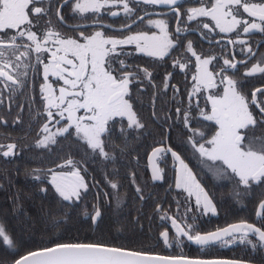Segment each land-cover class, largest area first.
I'll use <instances>...</instances> for the list:
<instances>
[{
    "label": "flooded vegetation",
    "instance_id": "flooded-vegetation-1",
    "mask_svg": "<svg viewBox=\"0 0 264 264\" xmlns=\"http://www.w3.org/2000/svg\"><path fill=\"white\" fill-rule=\"evenodd\" d=\"M75 2L76 0H67V2L66 0H44L42 4L33 5L44 7L46 14L39 16L29 14V18L33 22L31 30L42 38L44 32L51 26L62 34V36L77 38L83 43L84 41L80 37L81 33L84 36H90L97 31L102 32L103 37L106 39H125L126 37L140 33L147 34L148 36L155 33L157 36H160V29L154 24H149L148 21L162 19L167 23L166 31L168 32V38L173 43L167 48L163 56H152L148 55L146 51H138L135 41L117 45L116 54H110L112 59L108 61V65L106 66L110 70H113L114 75L119 77L125 73L134 74L130 78L128 94L125 96V99L132 105V110L136 113L143 127H129L127 116H115L108 121L106 131L101 135V140L104 137V139L110 142L109 152L112 159L108 181L105 184H100L90 172L94 166L89 163V159L86 157L91 154L95 156L100 155V152L99 150L93 151L91 148L86 149L82 147L85 141L76 135L74 127L70 129V134L65 133L64 135L57 136L56 139L63 138L64 140H71L73 144L75 143L79 147L66 148L65 154L67 157L63 162H58L56 166L50 168V179L52 171H55L66 174L67 180L75 181V177L67 174L79 172L80 177L83 178V183L86 185L84 190L102 188L101 186L104 185L111 190H115L111 187L112 183L118 185L116 189H144V185H148L146 181L144 183L145 167L152 179L153 184L150 183V185L158 189L160 202L156 210L158 211L157 219L160 223L159 226L162 228L159 232V238L163 240V243L164 239L160 234L165 231L168 232L169 241L172 236H177V239L181 236L189 243L185 236L177 235V227L186 230L189 225H192L190 233L195 235L197 233L203 234L211 232L230 224L241 223L238 221L227 223V221L235 217L239 219L243 216L245 186L238 184L241 194L239 196V213L229 219L227 213L218 207V196L221 192L219 189L222 185L224 187L226 184H229V180L238 183V178L233 176L230 169L226 177L217 175L219 169L226 166L221 167L218 161H212L207 157H202L189 142V138L192 137L197 147L201 143H205L206 147H210V145L206 144V141L211 139L217 130L215 121L205 120L203 115H201L202 110L208 114L211 113V107L205 101L204 89L200 93L199 91L198 93H194L192 90H194V76H196L198 71V64L199 68L203 70L202 63L197 60V56L201 58V61L213 58L212 49H219L221 59L219 66L214 67L213 59H210L209 64L206 65L207 69L210 73H219L221 68L224 67L225 59L237 64L236 69L229 68L224 72V75L237 81V91L246 96L249 102V110L253 113L257 121V125L254 128H249L248 135L264 136V112L260 111V107H264V92H258L255 98L256 103H252V93L256 89H264V73H255L251 76L245 75L246 71L250 70L258 62L261 67H264V33L258 30H252L250 33L244 34L242 27H238L234 32L222 33L215 26V21L210 16H198L192 21L187 19V9L200 7L211 8L212 0H179L178 7L181 13L179 20L176 13L169 11L166 5L132 4L131 7L135 8L136 11L129 18L123 13L119 5H113L112 3L107 4L99 12L91 10L85 13L74 12L72 9ZM248 2L264 3V0H248ZM57 9H60V13L63 16L62 22L57 16ZM111 12H118L119 14L113 16L110 14ZM239 12L243 18L253 19L247 13H244L242 8L239 9ZM162 13H166V15H161ZM139 17H143V19H138ZM49 21L51 24H49ZM257 22L259 21L257 20ZM204 24H208L209 28H203ZM23 27L27 28L29 26L24 25ZM178 27L181 29L179 33L176 31ZM14 33V29L8 30L7 34L0 33V36L7 40ZM237 38L243 39L247 43L243 45L229 43V40L235 41ZM189 42H191L192 51L196 55H193L192 51H188ZM17 43L31 42L27 41L26 37L23 39L18 37ZM141 44H143V41H141ZM48 47L52 51L55 50L51 44ZM107 47L111 48V45ZM249 47L252 49L251 52L246 51ZM23 51L24 48L21 47L16 51L15 55L12 54V50H8V54L12 58L13 69L16 72L27 73L26 77H20L24 86L12 85L10 81L6 80L4 83H0V145L3 146L0 148V159L12 160L20 157V155H32L36 153L32 147L36 145L37 140L43 135L41 132L42 126L46 122H49L45 108L46 101L43 100L41 93V85L45 83L43 74L44 64L36 63L37 54L34 51L31 52L30 56H20V53ZM121 52L123 53L122 55L119 54ZM16 56H20V59L16 60ZM49 59H51V52H46L41 55V60L44 63H47ZM121 61L124 62L123 65ZM181 64L184 65L183 68L180 67ZM16 65L20 66L19 69H16ZM25 65H28V67H25ZM157 68H162L164 72L162 69ZM142 69H147L151 73V76H146L141 71ZM155 69L159 73H154ZM6 71H9V69H6ZM153 75L159 77H163V75L168 76L167 87L170 84L172 88H175L179 82L177 76H183V79L187 81L186 85L188 84L189 101L193 102L194 105H198V114L196 117L199 120H189L188 126L185 125V120H144V87L150 85L152 82L154 87L157 86L151 79ZM217 78H220L222 81V76L217 75ZM47 83L55 90V95L59 96V88L63 86V81L53 76L50 72ZM223 83L226 84V82ZM257 105L260 107H257ZM51 111L55 113L57 109L53 108ZM78 115H84L83 110ZM66 116L67 113H65ZM58 119L60 117L55 116L49 122L51 132H55L57 127L63 128L67 126L66 119L61 120L60 124L57 125L55 121ZM209 127H213V131L205 133L203 130H207ZM144 129H150V132H144ZM193 131L203 133V138L193 136ZM148 135L158 139L151 150L156 147H163V150L156 159V165L159 169L158 179H153L148 169V156L151 150L146 154L144 162V141L148 140ZM154 135L157 136L155 137ZM179 143L188 146V150L194 157L193 160L187 161L184 159L186 153L179 147ZM9 144L15 145V148L10 155L4 156L3 152L8 151L7 145ZM169 149L179 155L191 171V174L195 177L196 182L199 183L200 187L212 200V204L215 207L214 213L204 211L203 193H200L201 203L197 206V189H192L190 193L184 187H176L178 163L171 156ZM92 160L96 161V159ZM69 161L71 163H68ZM181 174H183V168ZM247 188L250 190V196L254 195L256 191L258 192L259 189L264 188V180L253 181ZM136 194L141 200V216L144 221V200L147 199L140 193ZM248 200L256 205L253 216L256 220L259 219L260 217H257L256 212L260 201L264 200V198H248ZM170 202L173 203L174 207L168 205ZM91 216L90 220L92 222ZM261 218L264 219V216ZM173 220L176 221L175 225L173 224ZM224 239L227 240L229 237Z\"/></svg>",
    "mask_w": 264,
    "mask_h": 264
},
{
    "label": "snow or ice",
    "instance_id": "snow-or-ice-1",
    "mask_svg": "<svg viewBox=\"0 0 264 264\" xmlns=\"http://www.w3.org/2000/svg\"><path fill=\"white\" fill-rule=\"evenodd\" d=\"M44 0H0V33L7 34L8 30H15V33L5 40L0 36V83L10 81L12 85L23 87V81L20 77H26V72H16L13 69L12 58L8 54V50H12L15 55L21 47L24 51L20 56H30L31 52H35L36 63L44 64L45 83L41 85L42 98L46 101L45 108L49 122L55 116L60 119L56 120L57 125L61 120H67V126L57 127L55 132L49 129V122H46L41 132L43 135L37 140V147H48L49 144L56 143V137L70 134V129L75 128L76 135L81 137L93 151L99 150L100 155L107 158L108 153L105 151L101 135L106 131L108 121L115 116H127L129 127L142 128L136 113L132 110V105L125 96L128 94V85L133 73H125L119 77L113 74V70L106 65L112 59L110 54H116L117 45L136 42L138 51H146L148 55L163 56L167 48L172 45V41L168 38L167 23L165 20H149V24H154L161 31V35L157 36L153 33L151 36L140 33L125 39L104 38L102 32H95L90 36H84L80 39L73 37H64L55 28L49 27L43 34L42 38L31 30L32 20L29 18L31 13L34 16L46 14L44 7L33 6L42 4ZM67 2V0H66ZM119 5L123 13L127 17L135 14L136 9L131 7L132 4L140 3L147 5H166L169 11L175 12L179 20L181 13L179 11V0H76L73 4V11L85 13L88 11L99 12L107 4ZM242 8L244 13L253 19H245L241 16L239 9ZM187 19L192 21L198 16H210L215 21V26L220 32H234L238 27H242L244 34L250 33L252 30H258L264 33V3H249L248 0H212V7H200L187 9ZM113 16L118 12H111ZM161 15H166L162 13ZM57 16L63 21L60 9H57ZM230 17V19H229ZM138 19H143L139 17ZM257 20L259 22H257ZM49 24L51 22L49 21ZM24 25L29 27L25 28ZM203 28L208 29L209 25L204 24ZM177 33L181 31L178 27ZM25 38L31 43H17V38ZM143 41V44H141ZM229 43L246 44L247 41L237 38L235 41L229 40ZM51 44L55 48L52 51L48 45ZM111 45V48L107 47ZM188 51H192L191 42L188 44ZM247 52H251L249 47ZM51 52V59L47 63L41 60V55ZM63 53V55H61ZM119 54H123L122 52ZM193 55H196L192 51ZM20 56L15 59L19 60ZM210 59H204L197 56V60L203 65H207ZM123 61L121 64L123 65ZM243 63V62H240ZM16 65V69H19ZM28 67V65H25ZM184 67L183 64L180 65ZM229 68L236 69L237 64L232 63L228 59L224 60V67L219 73L213 74L205 70L203 77H194L197 83L196 90L199 85L205 88H215V75L222 76V82H226L224 93L222 96L209 95L208 100L211 102V113L208 114L202 110L205 120L215 121L218 130L211 139L205 143L199 144L197 147L195 140L189 138L192 147L200 153L202 157H207L212 161H221L224 168H220L217 175L226 177L228 170L234 177L238 178V184L247 188L253 181L264 180V136L248 135L249 128H254L257 121L253 113L249 110V102L245 95L237 91V81L231 77L224 75ZM9 69V71H6ZM146 76L150 77L151 73L147 69H142ZM199 71V64H198ZM15 72V74H14ZM58 77L63 81V86L59 88V96L55 95V90L47 83L49 73ZM255 73H264V67L259 62L254 64L252 68L246 71V76ZM166 81L168 77L165 78ZM167 87V84L165 85ZM258 92H264V89H256L253 93L252 103H256V95ZM191 95V94H190ZM257 107H260L257 105ZM57 109L53 113L51 109ZM83 110L84 115H78ZM260 111L264 112V107H260ZM179 112V109H177ZM65 113L67 116L65 117ZM189 117L185 113V125L188 126ZM203 133L193 131V136L203 138ZM3 146L0 145V148ZM8 151L3 152L4 156L12 153L15 145H7ZM162 149H154L155 153H160ZM170 151V149H169ZM173 157L180 159L177 153H172ZM151 159V157H150ZM68 163H71L69 161ZM183 168V174L178 170L176 187H184L191 193L193 186L197 189V206L201 203L200 193H203L204 211L215 212V207L207 193L196 182L195 177L191 174L187 165L180 160ZM51 171V170H50ZM159 169L154 171L153 179H158ZM76 178L74 182L66 180V174L52 171L51 183L55 187L56 192L64 200H71L72 197L79 198V189L86 187L83 178L79 172L67 174ZM35 179L40 180V176ZM111 187L116 189L118 185L112 183ZM45 191L44 188L40 189ZM140 191L139 188L136 189ZM235 196L239 197L240 192H235ZM257 217L264 216V200H261L256 212ZM101 216V211L96 209L95 214L91 216L93 223ZM173 224L176 221L173 220ZM192 225L188 226L189 231L184 228L177 227V235L187 237V240L199 246L201 249L214 246L219 243L221 247L234 244L237 241L245 246H250L253 251L257 248H264V228L256 227L254 224L241 222L239 224L229 225L227 228L218 229L207 234L197 233L190 234ZM165 245H169L168 232H161ZM229 237V239H224ZM250 237H255V240ZM0 242L7 246H13V240L10 238L3 225H0ZM13 264H245L241 260L232 259H189L184 256L164 257L151 255L142 251H131L121 247H113L104 243H83V242H67L55 243L51 247H44L36 251L28 252L15 260Z\"/></svg>",
    "mask_w": 264,
    "mask_h": 264
},
{
    "label": "trees",
    "instance_id": "trees-1",
    "mask_svg": "<svg viewBox=\"0 0 264 264\" xmlns=\"http://www.w3.org/2000/svg\"><path fill=\"white\" fill-rule=\"evenodd\" d=\"M212 54L215 58L212 61L213 66L218 67L221 62L220 50L213 48ZM157 69L154 72L156 74L159 73ZM162 71L164 72L163 69ZM166 77L168 76L153 75L151 79L156 87L153 82L150 85L145 84L144 120H185L186 112L189 120H199L196 117L198 105H194L188 98L187 81L183 76H177L179 82L175 88L170 84L165 87ZM145 131L150 132V129H144ZM203 131L210 133L213 127ZM148 136V140L144 141V162L146 154L158 141L157 138ZM102 141L108 153L107 158L99 154L97 156L91 154L86 158L94 166L90 170L94 178L100 184H105L111 172L112 156L109 152V140L103 137ZM178 145L186 153L185 160L194 159L186 144ZM73 147L79 145L61 138L56 139V143L49 144L46 148L33 146L36 153L32 155H20L12 160L0 159V225L4 226L14 242L11 247L0 242V264H12L28 252L51 247L55 243L67 242H98L133 251L169 256L226 258L264 264V248L253 251L250 246L242 245L238 241L228 246L221 247L217 243L201 249L199 246L189 244L181 236L178 237L179 239L177 236H172L170 244L165 245L159 238L162 228L159 226L156 210L160 202L158 189L150 185L152 179L145 167L144 183L146 181L148 185H144V189H140L139 192L127 188L111 190L104 185L101 186L102 188L86 189L78 199L64 200L52 185L49 171L52 166L63 162L67 157L66 148ZM82 147L89 148L85 142ZM36 176H40L41 179H35ZM41 188L45 191H41ZM219 190L221 192L218 196V207L222 208L230 219L239 213L240 197L235 196L234 193L239 192L240 187L237 182L229 180V184L224 187L222 185ZM244 190L243 216L239 219L235 217L227 223L247 222L264 228V219L260 217L256 220L253 216L256 205L248 200V198H264V188L251 196L249 188ZM136 193L144 195L147 199L144 200V221L141 216V200ZM168 205L174 207L172 202ZM97 208L101 211V216L96 227L93 228L90 216ZM250 238L255 240V237Z\"/></svg>",
    "mask_w": 264,
    "mask_h": 264
},
{
    "label": "rangeland",
    "instance_id": "rangeland-1",
    "mask_svg": "<svg viewBox=\"0 0 264 264\" xmlns=\"http://www.w3.org/2000/svg\"><path fill=\"white\" fill-rule=\"evenodd\" d=\"M202 68H203V70H201V68H199V71H197V73H196V76H194V77H203V75H204V72H205V70L207 71V72H209V70L207 69V66L206 65H203L202 64ZM198 69V68H197ZM215 84H216V87L215 88H211V89H208V88H205L204 87V85H199V93L201 92V90L202 89H204V95H205V101H206V103H207V105L209 106V107H211V102L208 100V96L209 95H213V96H222L223 95V93H224V87L226 86V84L225 83H223L222 81H221V79L220 78H217V75H215ZM224 85V86H223ZM196 87H197V83H196V80L194 79V83H193V88H194V90H192L194 93H198V91L196 90ZM217 130H218V126H217ZM216 130V131H217ZM218 163H219V165L221 166V167H223L224 165L222 164V162L221 161H218ZM67 180V179H66ZM68 182H74V181H72V180H67ZM85 190H84V188H80L79 189V197H80V195H81V193L82 192H84ZM74 199H77V197H72V199L71 200H74Z\"/></svg>",
    "mask_w": 264,
    "mask_h": 264
},
{
    "label": "water",
    "instance_id": "water-1",
    "mask_svg": "<svg viewBox=\"0 0 264 264\" xmlns=\"http://www.w3.org/2000/svg\"><path fill=\"white\" fill-rule=\"evenodd\" d=\"M157 148H160V149H162L163 150V147H156V148H154V149H157ZM154 149L153 150H151V152L149 153V156H148V169H149V172H150V174L153 176V174H154V171L155 170H157L158 168H157V165H156V159H157V157H158V155H159V153H155L154 154ZM170 154H171V156H173L172 155V153L174 152V151H172L171 149H170ZM178 155V154H177ZM179 156V155H178ZM150 157H151V159H150ZM175 158V157H174ZM175 160L177 161V163H178V170L180 171V172H182V165H181V163H180V160H181V158L178 160V159H176L175 158ZM158 174H159V172H158ZM192 189H195V187L193 186V188ZM198 191V190H197ZM95 214V213H94ZM93 214V215H94ZM100 217H98L97 218V221L95 222V223H93V221H92V224H93V228H95V226H96V224H97V222H98V219H99ZM234 224H239V223H234ZM230 225H233V224H230ZM229 225H227V226H225V227H223V228H227ZM223 228H220V229H223ZM218 230V229H217ZM217 230H214V231H217ZM214 231H211V232H214ZM207 233H209V232H207ZM207 233H203V234H207ZM186 239H187V237H185ZM226 238V237H225ZM189 243L190 244H193L192 242H190L189 241ZM193 245H195V244H193ZM128 250V249H127ZM131 251H133V250H131ZM149 254H151V255H158V256H164V257H179V256H169V255H163V254H155V253H149ZM26 255V254H25ZM24 256V255H23ZM185 257V256H184ZM20 258V257H19ZM18 258V259H19ZM187 258H189V259H197V258H195V257H187ZM199 259H226V258H199ZM17 260V259H16ZM232 260H234V259H232ZM245 262V264H256V263H251V262H246V261H244ZM13 264V263H12Z\"/></svg>",
    "mask_w": 264,
    "mask_h": 264
}]
</instances>
